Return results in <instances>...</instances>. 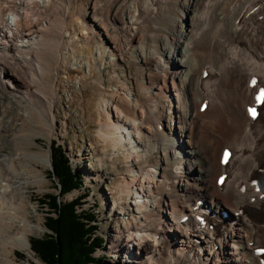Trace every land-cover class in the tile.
Wrapping results in <instances>:
<instances>
[{
    "label": "bare ground",
    "instance_id": "6f19581e",
    "mask_svg": "<svg viewBox=\"0 0 264 264\" xmlns=\"http://www.w3.org/2000/svg\"><path fill=\"white\" fill-rule=\"evenodd\" d=\"M86 1L0 0V264L34 258L43 218L26 188L42 190L52 160L34 146L56 136L71 73L105 88L97 175L124 166L123 263L263 264L264 0Z\"/></svg>",
    "mask_w": 264,
    "mask_h": 264
},
{
    "label": "rangeland",
    "instance_id": "374dc122",
    "mask_svg": "<svg viewBox=\"0 0 264 264\" xmlns=\"http://www.w3.org/2000/svg\"><path fill=\"white\" fill-rule=\"evenodd\" d=\"M86 2L92 3L93 0H87ZM33 19H36V17H33ZM130 64L131 66L129 70L132 69L131 71H135L137 62L134 61L132 63L130 59H125L124 65L122 64L119 67L125 77L129 74V67L127 68L126 66ZM113 71H115V68L105 70V80H107L110 85H112L110 77H112ZM70 75H72V78H69L68 80H70L69 84L72 87H69L66 90V88L62 86L57 95L59 118L56 127V136L52 139L47 136L38 137L34 148L40 149L45 147L50 149L51 154L53 153L52 148H56L58 151L61 149L62 153H64L67 159L71 162L72 168L75 172L77 171L82 176L83 188L65 194L63 199L71 200L72 198L81 196L82 201L80 202H83L82 208H84L85 211L94 212L96 216L94 224L98 226L97 234L102 235L104 241V248L96 251L95 255L100 257L105 256V259L102 261V263L105 264H129L125 262L123 263L120 259V255H116L114 249L112 250L111 248L112 245H116L118 239H122L123 237L121 235V230L124 227L121 216L123 213L120 212L123 209L113 208V210H111V207L113 198H117V195L119 194L118 184L121 182L122 177L119 170H122V167L124 166L121 165V169H118L110 165V168H108V174L105 177H98L97 175L99 167L96 159L97 155L100 153L101 144H98L99 125L96 106L101 97L102 90H105V88H103V84L92 85L91 83H87L84 84L80 91L79 83H77V79H75L76 75L74 74L73 76L72 73ZM64 76H66V74ZM65 78H67V76ZM51 79H54L53 74L51 75ZM9 80L10 79L7 78V81ZM8 113V110L0 107L1 116L5 117ZM66 113H68L67 116ZM5 123L9 124L7 121H5ZM92 143L96 144L92 145ZM41 168L44 171V184L42 190L38 191L37 187L29 186L26 188V191L28 192V196H32L31 202L35 204L37 209L42 213V225L44 226V217L48 214L53 215V212L51 209L49 210L44 206L42 201L45 202L46 194H57L59 185L58 182H56V179L52 178L50 172L52 168V160L46 164L45 168ZM35 214L37 213L34 212V210H31L30 215L32 216V220H36ZM43 226L39 229V232L31 234L29 240L32 237H41L45 232H48L46 227ZM148 240L149 239H146V245L150 248ZM121 241L125 245L124 239ZM127 245L128 244L126 243V251L124 250V255L129 257L125 253L130 249V246L127 247ZM131 249L134 251L132 247ZM31 252L34 258H29L24 251L17 250V259L21 262H25L29 259L30 264H44L39 260L38 256L32 249ZM136 252L139 253L137 250ZM142 256L145 257V252H142Z\"/></svg>",
    "mask_w": 264,
    "mask_h": 264
},
{
    "label": "trees",
    "instance_id": "16d2710c",
    "mask_svg": "<svg viewBox=\"0 0 264 264\" xmlns=\"http://www.w3.org/2000/svg\"><path fill=\"white\" fill-rule=\"evenodd\" d=\"M52 150L50 172L58 182V193L46 194L45 202L42 201L53 215L44 217L48 232L41 237H32L30 248L44 264H105L102 263L105 256L95 255L104 248V241L102 235L97 234L94 212L82 208L81 196L63 199L65 194L83 188V178L75 172L61 149Z\"/></svg>",
    "mask_w": 264,
    "mask_h": 264
},
{
    "label": "clouds",
    "instance_id": "9594fccd",
    "mask_svg": "<svg viewBox=\"0 0 264 264\" xmlns=\"http://www.w3.org/2000/svg\"><path fill=\"white\" fill-rule=\"evenodd\" d=\"M11 15V14H10ZM13 19H14V17H13Z\"/></svg>",
    "mask_w": 264,
    "mask_h": 264
}]
</instances>
